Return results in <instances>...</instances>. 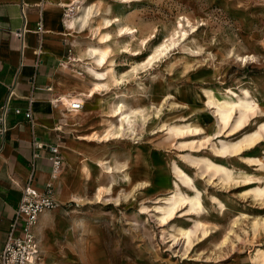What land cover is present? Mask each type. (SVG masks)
<instances>
[{"label":"rangeland","instance_id":"374dc122","mask_svg":"<svg viewBox=\"0 0 264 264\" xmlns=\"http://www.w3.org/2000/svg\"><path fill=\"white\" fill-rule=\"evenodd\" d=\"M73 5H94L96 20L119 22L102 30L113 40L115 78L96 99H86L82 114L62 122L70 130L64 146L79 159L67 167L71 156L61 151L59 185L69 188L70 197L60 216L77 235L100 236L117 262L259 264L264 196L252 190L260 183L264 188V0H73ZM75 6L63 7L65 16L59 17L81 16ZM122 27L135 29L136 37H118ZM70 38L64 61L70 64L67 75L77 81L69 92L78 96L94 87L88 68L101 71L87 54L100 45L82 30ZM163 44L170 45L165 55L148 65ZM79 56L82 62H75ZM119 102L136 111L121 132L120 118L110 114ZM241 110L249 115L246 126L236 129ZM189 128L182 136L175 133ZM224 144L236 148L225 156L219 152ZM209 163L224 167L233 180L214 168L206 171ZM178 193L200 198L198 215L188 214L187 204L162 226L155 208L180 199ZM197 223L189 247L180 232Z\"/></svg>","mask_w":264,"mask_h":264},{"label":"crops","instance_id":"0c3cea01","mask_svg":"<svg viewBox=\"0 0 264 264\" xmlns=\"http://www.w3.org/2000/svg\"><path fill=\"white\" fill-rule=\"evenodd\" d=\"M59 15L65 16L60 0H0V118L9 104L5 134L1 133L0 122V252L33 173L34 186L41 192L52 181L50 147L58 145L72 157L67 167L79 159L64 146L70 130L62 123L64 118L78 115L56 101L74 96L69 90L77 83L65 68L71 38L60 23L65 17ZM19 32H24L23 38L17 36ZM29 111L31 118L26 116ZM62 111L69 114L64 117ZM35 143L42 159L34 169ZM59 174L54 193L61 207L40 216L35 233L43 259L37 264H137L115 261L100 236L77 235L71 229L72 225L60 216L70 191L60 188Z\"/></svg>","mask_w":264,"mask_h":264},{"label":"bare ground","instance_id":"6f19581e","mask_svg":"<svg viewBox=\"0 0 264 264\" xmlns=\"http://www.w3.org/2000/svg\"><path fill=\"white\" fill-rule=\"evenodd\" d=\"M81 1L83 2V0H81ZM122 1H125L128 3L129 0H122ZM60 2H61V6H63V7H74L75 6V5H73V0H60ZM96 9H98V8H96V6H94V5L89 6V7H84V8L82 7V5H76L74 11L80 13L81 16H79V17L68 16V17L62 18L60 20V23H61L62 27L64 28V31L67 35L72 36L77 31L82 30V31L86 32V34L89 36V38L91 40H98L99 45H100L98 48L91 46L92 48H89L87 50V54L89 55V57H91V59L94 60V64L96 66V69L98 67L101 70V71H99V70H95L94 68H88L89 74L94 79V87L90 88L87 92H82L78 96H71V95L70 96H62L63 103H60L61 107L63 106L66 108V106H68L72 100H79L83 104V108L80 111L73 112V113L70 111L72 114L78 115V116L80 114H82L85 110L86 99H91V100L96 99L98 96V93H100L102 90H108L109 86H108L107 82H109V80L111 78H113V79L115 78L114 77V73H115L114 72V65L115 64H113V61H110V57H111V53H112V48L110 46V42L113 40L111 39L110 34H104L102 30L112 28L116 22H119V20L116 19L115 21H112V20H109L106 18L96 20L95 19L96 18L95 15L97 14ZM136 32L137 31L135 29L122 27L118 32V37H120V38H122V37L135 38ZM76 43H77V41H73L74 47L76 46ZM174 43L175 42H172V45H174ZM169 47H170V45H166V44L159 46L156 49L155 53L149 58L148 65L153 64V62L157 61L159 58H161L163 55H165V53ZM132 53H133L132 55H134V56L138 55V53L136 51H132ZM75 62H82L81 56L76 57ZM107 65H109V66H107ZM65 68L67 70L70 69V64L65 63ZM134 70L137 71L138 68H135ZM115 82L117 83L119 81L115 80ZM54 103H55V101H54ZM135 113H136L135 110H132V109L127 110L125 105H123L120 102L117 103L115 106L111 107L110 114L113 115L112 117H115V118L119 117L120 118V127L117 128L116 130H118L119 132L123 131L125 124L128 123L131 115H133ZM61 114H62V116L65 117L69 113H65L64 111H62ZM240 114H241V116L237 122L236 129H240V128L242 129V128H244V126H246L245 120L247 119V116L249 115V114H247L246 110H241ZM246 114H247V116H246ZM252 115H253V113H252ZM260 130H264V125L260 126ZM198 131H199L198 129H195L193 132L197 133ZM186 132H191V128H189L187 131L177 130L175 133L182 136ZM109 135H115V133L111 134V132H109ZM258 135H259V131L256 132L255 134H253L252 136L250 135V136L246 137L244 140V143L248 142V144H250V141L251 140L253 141V139L256 138ZM92 138L93 139L94 138L99 139V137L98 136L96 137V135L92 136ZM244 143H242V144H244ZM235 146L236 145L231 146V145L224 144L221 151H219V152H220V154H223L226 156L230 152V150H232V148H234ZM238 146H241V145H238ZM233 150H235V149H233ZM225 156H223V157H225ZM212 168L215 169L216 174L221 175L223 177V179H225L226 181L230 182L231 180H233L231 177L232 175L226 173L224 167L214 166L212 163H209L206 166V171H209ZM175 170H176V168H175ZM182 173L183 172L177 171L176 174H177L178 178L182 181L183 185L186 188H188L189 187V181L186 180L187 179L186 177H181ZM58 174L59 173H57V176H58ZM239 182H241V181L239 180ZM260 182L261 181L258 180L256 183L259 184ZM260 186H261V183H260L259 187L252 190L253 193L257 197H263L264 196V188H262ZM177 188H179V186H177ZM100 191H101V189H100ZM178 195H180V196L177 197V195H176V197H177V199L180 197V199L176 200L173 203H171V202L169 204L167 203L168 204L167 207H164V208L156 207L155 208L156 212L158 214H160L158 219H159L160 223L162 224V226H166L167 224L172 222L176 213L187 204L190 205V208L187 210V213L190 215H198L199 209H197V206L199 208V206L201 204L200 198L199 197H196V198L184 197L181 195V193H178ZM198 227H199V224L197 223L194 228L188 229V230H183L180 232V236L187 239V244L189 247H191L193 244L191 235L194 233V230L197 229ZM204 235H205V233H204ZM176 240H177V238H174V241H176ZM37 263H39V262H36L34 264H37ZM259 264H264V252L263 251L259 255Z\"/></svg>","mask_w":264,"mask_h":264},{"label":"built area","instance_id":"2783aa9c","mask_svg":"<svg viewBox=\"0 0 264 264\" xmlns=\"http://www.w3.org/2000/svg\"><path fill=\"white\" fill-rule=\"evenodd\" d=\"M17 36L23 38L24 32L17 33ZM56 101L63 103L62 97L57 98ZM8 106L7 102L4 107V114L0 118L2 134L7 132L6 113ZM68 106L71 112H78L83 108V104L79 100H72ZM26 116L31 118V111ZM41 159L39 144L35 143L31 163L34 169L37 161ZM49 161L52 163V181L46 185L45 190L41 192L34 186L35 175L33 173L22 191L18 209L8 231L7 242L0 252V264H34L41 260V249L35 233L40 216L46 211H53L61 207V203L55 198L54 193L57 173L62 170L64 164L63 155L58 145L50 147Z\"/></svg>","mask_w":264,"mask_h":264}]
</instances>
